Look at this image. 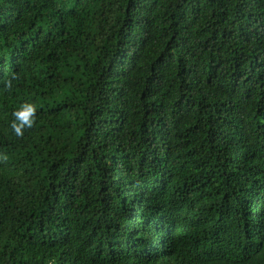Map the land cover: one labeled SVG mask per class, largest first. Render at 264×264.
Wrapping results in <instances>:
<instances>
[{"label":"trees","instance_id":"obj_1","mask_svg":"<svg viewBox=\"0 0 264 264\" xmlns=\"http://www.w3.org/2000/svg\"><path fill=\"white\" fill-rule=\"evenodd\" d=\"M5 154L0 264H264V0H0Z\"/></svg>","mask_w":264,"mask_h":264},{"label":"clouds","instance_id":"obj_2","mask_svg":"<svg viewBox=\"0 0 264 264\" xmlns=\"http://www.w3.org/2000/svg\"><path fill=\"white\" fill-rule=\"evenodd\" d=\"M15 75L11 79L5 82V87L11 89L13 87V80ZM36 105L30 102L22 103L16 110L13 111V119L10 122V128L17 137H23L25 129H32L36 124ZM0 159L6 161L7 155L0 156Z\"/></svg>","mask_w":264,"mask_h":264}]
</instances>
